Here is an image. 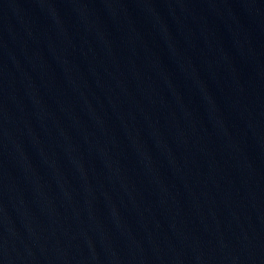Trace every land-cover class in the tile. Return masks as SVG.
<instances>
[{
	"label": "water",
	"instance_id": "95a60500",
	"mask_svg": "<svg viewBox=\"0 0 264 264\" xmlns=\"http://www.w3.org/2000/svg\"><path fill=\"white\" fill-rule=\"evenodd\" d=\"M0 264H264V0H0Z\"/></svg>",
	"mask_w": 264,
	"mask_h": 264
}]
</instances>
